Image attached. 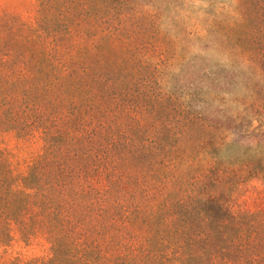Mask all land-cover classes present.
<instances>
[{
	"label": "trees",
	"instance_id": "16d2710c",
	"mask_svg": "<svg viewBox=\"0 0 264 264\" xmlns=\"http://www.w3.org/2000/svg\"><path fill=\"white\" fill-rule=\"evenodd\" d=\"M36 2L34 25L0 14V132L41 143L22 173L0 152V245L48 255L0 264H264V216L233 211L264 144L226 141L264 120L258 42Z\"/></svg>",
	"mask_w": 264,
	"mask_h": 264
},
{
	"label": "rangeland",
	"instance_id": "374dc122",
	"mask_svg": "<svg viewBox=\"0 0 264 264\" xmlns=\"http://www.w3.org/2000/svg\"><path fill=\"white\" fill-rule=\"evenodd\" d=\"M123 1L128 4V8L143 11V14L128 13L125 17L128 18L127 21L148 18L156 23L172 26L177 32H182L181 36L183 30H186L184 34L194 33L197 31L194 27L202 28L210 22H217L222 27H226L228 35L232 38L253 39L258 42L255 51L262 54V58H264V0ZM36 5V0H0V14L9 12L17 16L20 23L34 25ZM190 39H192L189 41L191 49L199 48L200 41L194 37ZM260 87L261 92L264 93V81L261 82ZM226 141L243 147L264 144V120L263 122L254 121L250 128L231 132ZM40 148L39 141L25 142L16 138L11 131L0 132V152L16 173L26 170L27 166L39 154ZM261 157V162L264 164V145ZM233 211L236 214L243 211L257 212L264 216V180L255 178L249 181L238 196ZM47 255L48 247L45 243H25L15 233L7 244L0 245V262L25 261Z\"/></svg>",
	"mask_w": 264,
	"mask_h": 264
}]
</instances>
